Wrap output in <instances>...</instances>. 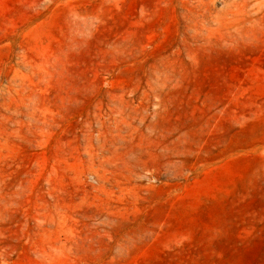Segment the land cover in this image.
<instances>
[{
  "label": "rangeland",
  "instance_id": "374dc122",
  "mask_svg": "<svg viewBox=\"0 0 264 264\" xmlns=\"http://www.w3.org/2000/svg\"><path fill=\"white\" fill-rule=\"evenodd\" d=\"M0 264H264V0H0Z\"/></svg>",
  "mask_w": 264,
  "mask_h": 264
}]
</instances>
